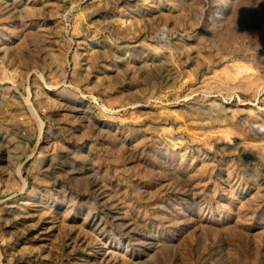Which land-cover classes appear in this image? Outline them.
I'll use <instances>...</instances> for the list:
<instances>
[{
  "label": "rangeland",
  "instance_id": "374dc122",
  "mask_svg": "<svg viewBox=\"0 0 264 264\" xmlns=\"http://www.w3.org/2000/svg\"><path fill=\"white\" fill-rule=\"evenodd\" d=\"M0 264H264V0H0Z\"/></svg>",
  "mask_w": 264,
  "mask_h": 264
}]
</instances>
